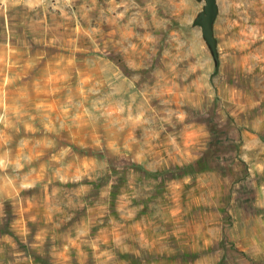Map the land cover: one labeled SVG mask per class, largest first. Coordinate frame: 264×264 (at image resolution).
I'll use <instances>...</instances> for the list:
<instances>
[{"label":"rangeland","instance_id":"rangeland-1","mask_svg":"<svg viewBox=\"0 0 264 264\" xmlns=\"http://www.w3.org/2000/svg\"><path fill=\"white\" fill-rule=\"evenodd\" d=\"M214 1L215 58L202 0H0V264H264V0Z\"/></svg>","mask_w":264,"mask_h":264},{"label":"crops","instance_id":"crops-1","mask_svg":"<svg viewBox=\"0 0 264 264\" xmlns=\"http://www.w3.org/2000/svg\"><path fill=\"white\" fill-rule=\"evenodd\" d=\"M255 127V126H254ZM254 133L246 132V136H240L241 144L239 148L240 158L251 168H254V164L258 162L261 156L264 154V132L254 130ZM259 135V136H258ZM263 135V136H260ZM262 163V162H260ZM256 169V168H254Z\"/></svg>","mask_w":264,"mask_h":264},{"label":"water","instance_id":"water-1","mask_svg":"<svg viewBox=\"0 0 264 264\" xmlns=\"http://www.w3.org/2000/svg\"><path fill=\"white\" fill-rule=\"evenodd\" d=\"M202 1V12L198 15L197 19L194 20L193 24L199 27L201 36L206 41L212 56L215 58L214 40L211 37L210 23L215 15L216 5L214 0Z\"/></svg>","mask_w":264,"mask_h":264},{"label":"trees","instance_id":"trees-1","mask_svg":"<svg viewBox=\"0 0 264 264\" xmlns=\"http://www.w3.org/2000/svg\"><path fill=\"white\" fill-rule=\"evenodd\" d=\"M263 140H264V137H263Z\"/></svg>","mask_w":264,"mask_h":264}]
</instances>
